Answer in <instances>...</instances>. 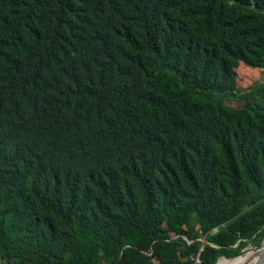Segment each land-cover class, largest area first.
<instances>
[{"label": "trees", "instance_id": "obj_1", "mask_svg": "<svg viewBox=\"0 0 264 264\" xmlns=\"http://www.w3.org/2000/svg\"><path fill=\"white\" fill-rule=\"evenodd\" d=\"M241 65L264 69V0H0V264L260 245L264 82Z\"/></svg>", "mask_w": 264, "mask_h": 264}, {"label": "rangeland", "instance_id": "obj_2", "mask_svg": "<svg viewBox=\"0 0 264 264\" xmlns=\"http://www.w3.org/2000/svg\"><path fill=\"white\" fill-rule=\"evenodd\" d=\"M238 71H239L238 83H239V86L242 87L243 89H248L254 86L255 84L264 82V69H258V68L247 67L245 65H241L240 68H238ZM262 243L264 244V240ZM250 248L254 250L255 246L249 244L246 248L242 250V252ZM226 259H230V258H226ZM253 260L254 259H250L248 262H251Z\"/></svg>", "mask_w": 264, "mask_h": 264}, {"label": "bare ground", "instance_id": "obj_3", "mask_svg": "<svg viewBox=\"0 0 264 264\" xmlns=\"http://www.w3.org/2000/svg\"><path fill=\"white\" fill-rule=\"evenodd\" d=\"M261 252H264V245L259 250H257L256 248L254 250L250 248L242 252V254L226 260L222 264H246V262H248L250 259H254V260L248 262L247 264H254L258 260L259 253Z\"/></svg>", "mask_w": 264, "mask_h": 264}, {"label": "water", "instance_id": "obj_4", "mask_svg": "<svg viewBox=\"0 0 264 264\" xmlns=\"http://www.w3.org/2000/svg\"><path fill=\"white\" fill-rule=\"evenodd\" d=\"M263 245H264V244L261 243L260 245L255 246V248H256L257 250H259V249L262 248ZM240 253L242 254V250H241ZM239 255H240V254H239ZM236 256H238V255H236ZM233 257H235V256H233ZM221 258H227V257L222 256ZM217 263H218V262H217ZM254 264H264V252L259 253V258H258V260H257Z\"/></svg>", "mask_w": 264, "mask_h": 264}, {"label": "built area", "instance_id": "obj_5", "mask_svg": "<svg viewBox=\"0 0 264 264\" xmlns=\"http://www.w3.org/2000/svg\"><path fill=\"white\" fill-rule=\"evenodd\" d=\"M199 261V260H198Z\"/></svg>", "mask_w": 264, "mask_h": 264}, {"label": "flooded vegetation", "instance_id": "obj_6", "mask_svg": "<svg viewBox=\"0 0 264 264\" xmlns=\"http://www.w3.org/2000/svg\"><path fill=\"white\" fill-rule=\"evenodd\" d=\"M247 263V262H246Z\"/></svg>", "mask_w": 264, "mask_h": 264}]
</instances>
